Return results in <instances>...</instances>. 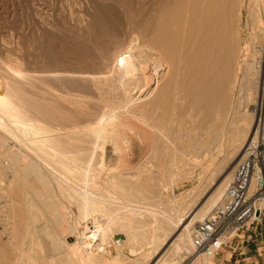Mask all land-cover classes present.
Segmentation results:
<instances>
[{"label": "bare ground", "instance_id": "bare-ground-1", "mask_svg": "<svg viewBox=\"0 0 264 264\" xmlns=\"http://www.w3.org/2000/svg\"><path fill=\"white\" fill-rule=\"evenodd\" d=\"M233 1L235 4V0H232V3H233ZM140 2H141V3H139L140 5L137 6V10H136V14H135L136 16L133 15L135 17V21L129 27V29L127 28L128 31L126 33H124L122 36L124 38L120 42V45H121L120 49L116 50L112 56H110L111 54L109 55V57H111V59H110L109 63L106 65V71H107V72H105L106 75H103V76L101 75L100 77H91L90 74H89L90 77H88V75L87 76L84 75L85 77L77 76L80 74L81 75L85 74V72L82 71V72H74V73H79V74H77V75L74 74L77 77L76 78L71 77V78L76 79L79 83H80V81L78 79H82V78L86 79V81H87V82L85 81L86 84L87 83L90 84L88 82V80L92 81V84H93L92 87L96 91L95 93L98 92V94H99L102 91V85H104V81H105V83H107V81H109L113 77V75L115 74V77H117V79H115V80L118 81L116 84H119V86H120L119 89H121V92H119L118 89H116V90L112 89V90L113 91L118 90L117 92L120 93L119 95H121V93H122L121 97H124L123 102L127 108L128 106H130L134 102V100L135 101L138 99L140 100L142 95L145 96L147 99V97H150V96L155 94V92L157 91L156 85L159 82L158 81V79H159L158 78V76H159V74H158L159 68L158 67L164 68L165 64H166V66H167V64H169V67H170V65L173 63V62L171 63V61L174 59L177 60L176 64L185 65L187 67V70H188V68L191 69V67H192V69L194 68V70H195V68H197V69L199 68L198 67L199 65L206 64L204 66L205 67L207 66L208 68H210L209 71L213 72L218 67V71H217L218 76L214 77L215 78L214 82L213 81L210 82L207 90H204V89L200 90V88H198L197 85L195 86V84H194L195 82L193 83L194 85L190 84L192 82L191 76L194 77L192 74L195 75L196 73L191 74V72H190L191 80H187V79H190L188 76L186 81H188V82L190 81V82L189 83L186 82L187 84L184 83L185 86L187 85L185 88L182 86L183 85L182 81H180L182 84V85L180 84L181 86L179 85V83L177 84V85H179V87H182L181 90L184 89V92L180 91V92H183L182 95H185L186 98L191 99L187 108L185 107L186 111L185 112H183L184 110L182 111L184 114H186V119H188V123L191 122V124L193 126V124L196 123V119L197 118L199 119V117L201 116L200 117L201 118V121H200L201 127H199V129L197 130L199 132L195 133L194 135H192V132H190V134L186 133V135H188V136L185 137L187 139V140L186 139L185 140L188 142H185L183 140L184 141V144H183V141H181V139H180L181 134H179L180 136H178V132H177V134L173 132L177 136V139H175V140L173 139V137H171L174 140L173 141L170 138V133L167 132L168 130H166L169 128V127L167 128L168 125L165 126L166 131H164L163 129H160L159 127L153 126L150 123V121H148L144 118L145 117L144 115H141L140 118L138 117L139 119L137 118V120H141V122H143L144 124H146L150 128H152L154 131H156L162 139L164 138L165 144H163L162 146H165V150L168 153H165L164 151H162V153L164 152L163 154H166V155L168 154V157L170 154L169 152H171V154H172L171 160L169 163V175L167 177L169 179V182H170V184L168 186L169 189H167L165 185H162V189L165 190V188H166L167 191L170 190L174 194L176 189L180 190V186L182 185V183L184 181H187L188 176L190 175L189 171H188L189 169L185 168V166L187 165V164H185V162H186L185 158L188 156H192V158H194L197 161L196 156H198V154L200 155L202 153V152L199 153L200 151H202L204 149L207 151L206 148H210V147H213L212 149L214 151L215 140H216L215 137L220 135L219 132L222 131V128H221V131L220 130L216 131L215 127L218 126L217 123L219 122L220 119L223 118L224 113L228 112V114H229V112L237 110V106L239 108L243 107L244 114L241 116V119H239V121L241 122V124L243 123L242 128H249L250 129V133L246 137L243 136L244 137L243 141H247L246 142L247 146L245 149H247V147L251 143H255L257 141L256 127H254V128L250 127L249 122H250V118L253 117V115H251V113H250L251 106L259 105V102H260L261 97H262L263 89H264V61H263V58H264V0H256V3L254 4V6L252 8H250V6L246 7L244 2L241 4V5L245 6V8L248 12V19H249V31L247 32V33H249V35L247 37L248 39L246 41L245 47L242 48L243 51L241 49H239L243 53V55L242 56L240 55V56L244 57L242 60L239 59V60H241L240 63L242 65H240V63H238V62H237L238 65H237V63H235L236 60H238L236 56L239 55V52H241V51H238V54H236L237 51L235 50V44H236L235 40H237L238 38L235 39L236 35L231 34L236 29L234 30L232 27L234 21H233V17L231 16V14L229 12H231V13L235 12V14H236V11L238 10V9L236 11L231 10V7H233L231 2H230V4H228V2H226V0H216V2H215V0H140ZM232 9H234V8H232ZM239 9L241 10V8H239ZM240 10H238V11H240ZM238 14H239V12H238ZM241 16H242V13H241ZM239 19H241V18H239ZM250 19H251V21H250ZM128 24H130V23H128ZM250 25H251V27H250ZM231 27H232V29H231ZM80 32L81 31H79V33ZM238 33L236 31V34H238ZM232 36H234V37H232ZM239 36H240V34H239ZM118 40L119 39H117V41ZM237 43H239V42H237ZM65 49H67V48H65ZM68 52H70V51H68ZM217 55H218V57H217ZM257 56L260 58V59L258 58L259 60L255 59V57H257ZM137 57H138V59H139V57H140V59L142 58V61H146V63L153 62V64H150V65L156 66V67L152 66L153 72L150 75H148V73H146L148 71V70H146L147 67H144L143 66L144 64L142 65L141 63L140 64L138 63L139 60H137V62H136L137 64L136 63L134 64V61L136 60ZM238 58H239V56H238ZM2 59L3 60H1V63H3L2 61H4V63H5L4 58H2ZM233 63H235V64H233ZM7 64H9V62ZM5 65H6V63H5ZM235 65H237L236 68H235ZM3 66H4V64H3ZM179 66H181V65H179ZM204 66H202V68H204ZM10 67H12V66H10ZM169 67L167 66L168 70H169ZM182 67H179V68H182ZM171 68H172V66H171ZM179 68H178V70L180 72ZM202 68H200V69H202ZM234 68H235V70H234ZM7 69H8V67H7ZM7 69H6V71H7ZM12 69H14V68H12ZM12 69L11 70L9 69L10 72L12 71ZM205 69H207V68H204V70ZM76 70H78V69H76ZM172 70L174 71V68ZM172 70H170V72ZM187 70L185 69V71H184L185 73H184L183 69H182V75L186 74ZM4 71L5 70H3L2 72H4ZM54 71H53L54 73L57 72V70H54ZM200 71L201 70H199V72ZM10 72H7L5 75H7ZM53 72L51 71V73H53ZM62 72L65 73L64 71H62ZM69 72H71V71H69ZM194 72H197V70ZM17 73H15V74L17 75ZM116 73H118L120 76H117ZM19 74H21V73H19ZM100 74L101 73H99V75ZM174 74H180V73H176V71H175ZM214 74H215V72H214ZM187 75L188 74H186V76ZM199 75H201V74H199ZM12 77L13 76H11V78ZM15 77L18 78L17 76H15ZM15 77L12 78V80L15 79ZM20 77L22 78L23 75ZM25 77H27V76H25ZM25 77H23L24 79L22 78L24 80V81L22 80L24 83H25V81H27L25 79ZM151 77L153 78V81H151ZM174 77H175V75H173V79H174ZM176 77H175V79H176ZM184 77H185V75H184ZM3 78L0 77V131H4V132H5V130L9 131L10 127H12V129L19 130L21 132V134L24 135L23 137H25V136L27 137L26 139H28L29 136H40L41 137V135H44V137L42 136V138H39V137L33 138L32 142L30 143V144H32V146L30 145L29 146L30 148L28 147L30 149L29 151L27 150L28 148H26V146L25 147L23 146L24 151L26 150L25 153L22 152V149L20 151L21 153H19L18 151H16L14 153L13 151L15 150V148H10L9 150H10V152L12 151V153H10V152L8 154L4 153L5 156L2 158H1V156H3L4 154L0 153V158L3 159V162L0 163V191L3 193L4 192L6 193L5 189L3 188L4 182L8 184V186L11 190H12V187L13 188L16 187V184L18 187L20 186L21 188L26 187L25 189H27L28 193H26V190L22 189V190H24V192H22V193H26V195L24 194L25 199L19 200V202H20L19 205H21V208L23 207V212H24V209H26L25 213L27 212L26 213L27 219H29V221L32 222L36 218L35 214H37V212L39 211L38 208H37L38 209L37 212H36L35 208H32V207H35L37 205L36 202L34 201L35 197H38L40 199V202H39L37 200L38 198H36L37 202H39V204L42 203V207L44 205V207H43L44 210L45 209L48 210L49 215L51 214L54 218H50L51 216L49 217V215H48V217L50 219H52L51 220L52 223H51V225H49L47 227L43 226L44 229L43 230L41 229V231L38 228L39 226H36L38 228V231H40V232L35 230L36 229L35 228L34 230L37 231V233L33 232L34 231L33 230L32 232L27 231L25 233H21V235L16 234L15 230L10 231V232L7 231L9 229L8 226H11L10 230H13L12 228H14V226L16 225L15 224L13 227H12L13 224L10 225L12 220L9 223V222H7V219H5L6 223H9V225L7 226L8 229L3 228L5 226L4 225L5 222H4V224L2 222L5 220L0 222L2 225H4L3 227L0 226V258H1L0 264H16L17 261L18 262L20 261L21 264H49V263H47L46 258L43 259V255H41L42 251L48 247V248H50L49 252L54 251L55 253L58 254L57 251H59L62 248V251L61 250L60 251L63 252V249L66 246V245L65 246L61 245L62 247H60V243H59L60 241H58L56 239V233H57V232H55V228H56L55 225L56 224L61 226V227L59 226L61 229V232H62V236H63V238H61V239L63 242H65V244H67V248L69 250V257H68L69 260H67V261H69L70 264H73V263L74 264H181L182 261L184 260L185 256L189 252H191L192 238H193L194 230L207 219V217L212 212V210L221 202V200L223 199L224 193L226 191V188L228 187V185L231 183V181L233 179V175H234L236 166H233L232 164H228V162H230L229 157L226 158L220 166V170H221V172H223V176H222V178H220V181L218 182V184H216L213 187L212 194L210 192V195L208 197L206 196L207 199L205 201H203V203L201 202V204H199V206L196 209L194 208L195 207V205H194L193 208L195 210L193 209L194 210L193 212H191V211L184 212L183 210H185V208H182V206L185 207V205H182L181 203H180L181 204L180 205L177 202L176 203L171 202L170 201L171 199L170 200L168 199L170 197L166 198L164 202L158 203L156 205L153 204L154 206L150 205L151 203L149 204V206H147L145 204L147 206L146 207L145 205H143V203H141V201L129 199L127 197L123 198V195H125V194H120V193L116 192L113 194V197H109L108 199H106L107 197H105V196L104 197L101 196L105 199V201H103V199L97 197L98 196L97 192H96V194H97L96 195V194H93L92 192L89 193V192H84L83 190L82 191L80 190L81 192L75 191L78 193V195H77V197H74V198L79 200L76 203V205L82 206V209H83L82 213H81V208L79 210H80V213L82 214L81 217L83 218L82 221L85 224L84 225L85 227L82 228L81 226H79V224L77 222L76 223L72 222V224H70L71 222L67 223V222H65L66 219L63 220V217L66 215V213L64 216H61V214H60V212H61L60 209L63 206L60 203L61 199L58 198L59 201L56 200L59 194L57 195L56 194L57 192L55 191V189L52 188L54 185L53 186L51 185V181L49 180V176L47 178V175L49 174L50 176H52V178H53V176L58 177V176H55V175H57L56 174L57 169L54 167L52 168L51 166H49V164H53V166H54V164H63L62 167L65 168V166H67L68 163L71 162V160L74 161V163H77V162L79 163V161L75 162V160L73 159V155H75L74 157L76 158L77 157L76 155H79L80 153L76 154L74 151H71L70 149L68 150V148H69L68 144H70L72 140L75 143V141H74L75 137L73 135L75 134V131L78 130V128H77V130L74 131V130H72L73 127H72V129H71V127H69L72 130L70 132L67 131L68 127L66 128L67 129L66 131L64 130L65 137L66 136L68 137V139H66L65 142L67 140L68 141L66 143L64 142L67 146H65V144L63 143L64 139H63V141L61 139L60 143H59V141L57 143L54 140H53L54 142H51L50 140L53 137L50 138V136H51L50 134L54 133V131H52V130H53V128H57V127H53L52 130L49 131L50 129L46 130V129H43L44 128L43 126L41 128L39 125H37V123H36L37 121L35 120L36 117L34 119L31 117L33 121L34 120L36 121L34 123L30 119L27 120L26 116H28V114L30 115L31 111L34 108L32 109L31 107L26 105L24 102L25 100L24 101L22 100L23 97L22 98L13 97V93L11 94L12 88H10L11 91H8V89H9V85H12V87H13V85L15 83L14 82H13L14 84L11 83L12 80L10 78V84L8 85L7 81L9 79L6 81L7 77L4 78L5 80ZM19 78L17 81L21 80V79L19 80ZM55 78H56V75H55ZM64 78H66V77H64ZM197 78H199V77H197ZM60 79H62V78H60ZM171 79H170V81H171ZM199 79H201V78H199ZM101 80L103 81V84L101 83L102 82ZM177 80L179 81V79H177ZM183 80L185 82V78ZM17 81H16V83H17ZM166 81H169V80H166ZM170 81L168 82L169 84H170ZM31 82H33V80ZM66 82L68 83V81H66ZM70 83L71 82H69L68 85ZM75 83H72V85H74ZM112 83H110V84H112ZM168 83H167V85H165L166 88L168 86ZM174 83H173V85H175ZM20 84L22 85V83H20ZM20 84L17 85V89H18V86ZM26 84H24V86H26ZM28 84H30V83L28 82ZM88 84H87V86H88ZM34 85H36V84H34ZM61 85H63V84H61ZM68 85L65 86L66 89H67ZM72 85H69V86H72ZM171 85H172V83H171ZM31 86H32V84H31ZM76 86H73L74 89H76ZM80 86L82 87V85H80ZM115 86H117V85H115ZM77 87H79V86H77ZM175 87H177V86L175 85ZM15 88H16V86H15ZM111 88H114V86H112ZM168 88H169V86H168ZM171 88H172V86H171ZM174 88H173V90L177 91L176 88L175 89ZM86 89H88V88H86V86H85L84 90H86ZM14 90L15 89H13V91ZM73 90L70 89L68 91L70 92ZM80 90L82 91V88ZM136 90H137V93H135ZM68 91H67L66 95H69ZM113 91H112V93H113ZM160 91H162V90L160 89ZM58 92H60V91H58ZM63 92H64V89H63ZM73 92H75V90ZM85 92H87V90ZM163 92H165L164 89H163ZM236 92L239 93L238 102H237L238 105L237 104L235 105V101L237 99V96L235 98H233L234 97L233 95ZM16 93H14L15 96L17 95ZM55 93H56V91H55ZM65 93L66 92L63 93L62 97L64 96ZM78 93H79V91H78ZM160 93H159V95H160ZM166 93H168V92H166ZM170 93H172V92H170ZM173 93H174V91H173ZM173 93H172V95H175ZM84 94H87V93H84ZM231 94L233 97H231ZM180 95H181V93H180ZM182 95L180 97H183ZM56 96H58V95H56ZM114 96H115V94H114ZM60 97H61V95L59 96V98L58 97H56V98L60 99ZM65 97H66V99H68L66 101H69V99H72V97L71 98L70 97L67 98V96H65ZM82 97H83V94H82ZM177 98H178V96H177ZM73 99L75 100V98H73ZM109 99H110V97H109ZM171 99H172V97H171ZM173 99L175 100V98H173ZM74 100H73V102H74ZM77 100L79 101V97ZM154 100H153V102H155ZM78 101L75 103H78ZM105 101L106 100L104 99V102ZM116 101H118V100L116 99ZM180 101H178V102H180ZM114 102H115V100H114ZM123 102L121 101V103H123ZM150 102H151V100H150ZM185 102H184V104H185ZM65 103L68 104L69 102H65ZM116 103H118V102H116ZM116 103H114L115 104L114 107L117 106ZM146 103H149V102H146ZM171 103H173V102H171ZM134 104H136V102ZM140 104H141V102H140ZM153 104H151V106ZM175 104L176 103H174V105ZM75 105H77V104H75ZM104 105L107 107H110L106 104H103V106ZM119 105H120V103H119ZM159 105H160V103H159ZM174 105H173V108H174ZM232 105H235L236 108L231 107ZM79 106H81V105H79ZM112 106H113V104H112ZM141 106L142 105H140V107ZM163 106H166V105H161L160 107L163 108ZM32 107H33V105H32ZM130 107H132V106H130ZM144 107H146V106L144 105ZM157 107H158V105H157V100H156V108ZM154 108L151 109L150 112L152 110H153L152 112H155ZM170 108H171V106H170ZM175 108H178V107L176 106ZM77 109H78V107H77ZM104 109H106V108H104ZM141 109H142V107H141ZM181 109H183V108H181ZM35 110L37 113L38 109L35 108ZM108 110H109V108H108ZM159 110L156 112V114L158 112H160V113L162 112V110L161 111H159ZM147 111H149V109L146 110V112ZM166 111L164 109V112H166ZM128 112H130V111H128ZM136 112H138V111H136ZM39 113H41V112H39ZM116 113H117V111L113 112V114L104 115L97 122V124L93 128H91L92 134L96 137V141H95L96 144L94 147V153H92L93 150L91 152L92 156H91L90 162L93 161V157H95V155L100 153V155H99L100 156V162H99L98 167H97V169H100V170L102 168L106 167L105 155H106L107 145L110 142H115L114 130L116 128H114V125L116 126V124H117L116 123L117 122L116 121V119H117ZM256 113H257V111L255 109V114ZM129 114H133V113H129ZM148 114H149V112H148ZM166 114H167V112H166ZM168 115H170V113ZM195 115L197 117H195ZM42 116H44V114L43 115L41 114L39 117L42 118ZM64 116H65V114H64ZM179 116L181 117V114ZM44 117L49 118L48 115L44 116ZM134 117H136V114ZM164 117H166V116H164V114L161 115V118H164ZM5 118H6V121H8V122H4ZM7 118L9 120H7ZM45 118H43V119H45ZM56 119H59V117ZM153 119H155V118H153V117L151 118L152 122H153ZM69 120H68V122H69ZM173 120L175 121L176 119H172V121ZM165 121H167V119H165ZM156 122H158V121H156ZM171 122L166 123V124H170ZM186 122H187V120H186ZM41 123H42V121H41ZM256 123H257V121H256ZM89 125H86V126H89ZM185 125H186V123H185ZM185 125H181V126H185ZM50 126H52V124H50ZM64 126L66 127V124ZM60 127H63V126H60ZM65 127H63V128L65 129ZM74 127H75V125H74ZM161 127H162V125H161ZM163 127H164V125H163ZM188 127H190V126H188ZM63 128L60 130H57L56 134L58 135V132H63L62 131ZM192 128L194 129L195 127H192ZM216 128L218 129V127H216ZM85 129H86V127H85ZM178 129L182 130L183 127L178 128ZM184 129H185V127H184ZM16 130H15V134L17 132ZM185 130L188 131L189 128L185 129ZM171 131H172V128H171ZM225 132H223V133L225 134ZM182 133H184V131H182ZM193 133H194V131H193ZM223 133L221 132V134H223ZM229 133H227V134H229ZM21 134H18V135H21ZM60 134L61 133H59L58 137H60ZM85 134H86V132H85ZM224 134L222 136H224ZM18 135H16V136H18ZM61 136H63V138H64V135H61ZM0 137H1V135H0ZM2 137H5V136H2ZM21 137H22V135H21ZM48 137L50 138V140H48L49 139ZM160 137H158V139H161ZM87 138H89V137H87ZM155 138L157 139V137H154L153 139H155ZM19 139L20 138L18 137V140ZM24 139L25 138H23V140ZM3 140H8V139H3ZM57 140H60V138ZM78 140H79V138H78ZM164 140H163V142H164ZM0 141H2V140L0 139ZM129 141H128L127 147L130 144ZM153 141H155V140H153ZM157 141H159V140H157ZM178 141H180V143L182 142V144H180ZM2 142L0 144V147L3 144L5 145L7 143V142L5 143V141H4V143L2 144ZM83 142H84V140H83ZM86 142H87V144H88V142L90 144V141H86ZM159 142L161 143L162 141H159ZM176 142H178L181 145L180 148L178 147V144ZM76 143L80 145V143L78 141ZM17 144H19V143L17 142ZM61 144H64V147ZM82 144L84 145V143H81V145ZM114 144L116 145V143H114ZM25 145H26V143H25ZM124 145H126V144H124ZM4 147H6V146H3V149H5ZM84 147H87V146L85 145ZM90 147L93 148L92 146H90ZM119 147L120 146H117L115 151L119 152ZM75 148L79 149L81 147H75ZM159 148L161 149L163 147H159ZM77 149H75V150H77ZM88 149H89V147H88ZM120 149H121V147H120ZM127 150H129V149H127ZM156 150H158V149H156ZM85 151L86 150H84V152ZM124 151H126V150H124ZM155 151H154V153H156ZM86 152L88 153V150ZM158 152H157V154H158ZM244 153L246 155L243 156V151H242L237 160L240 159L239 161H241V159L242 160L245 159L247 157V151L245 152V150H244ZM204 154H203V157H204ZM235 154H232L233 157L231 155L230 156L232 158H235L236 157ZM84 155H86V153ZM122 156H124V155H122ZM154 156H156V154ZM231 157H230V160H231ZM4 158H6V159H4ZM164 158H165V156H164ZM95 160H96V158H95ZM158 160H159V158H158ZM195 160H193V163L194 162L196 163ZM64 161L66 163L68 161L69 162L66 164ZM119 161H120V159H119ZM156 161H157V158H156ZM160 161L163 162L161 160V158H160ZM160 161H159V163H160ZM168 161H169V159H168ZM201 161H202V159H201ZM5 162L7 163V166L5 165L6 164ZM178 163L180 165L182 164L181 169H180V167L177 166ZM186 163H188V162H186ZM191 163H192V161H191ZM64 164H66V165H64ZM91 164H89V165L91 166ZM89 165H86V166H88L86 168V170H89V172H90L93 168L91 169V167ZM161 165L163 166L164 164H160V166ZM196 165L197 164H195V166ZM4 166H6V167H4ZM68 166L66 168H69ZM84 166H85V164H84ZM189 166H190V164H189ZM62 167L60 166V168H62ZM77 167H79V166L77 165ZM161 167H159V169H162ZM191 167H193V166H191ZM60 168H58V169H60ZM71 169H73V168H71ZM83 169H85V168H83ZM61 170L62 169H60V171ZM100 170H98V171L101 172ZM162 170H159V172ZM194 170H195V168H194ZM233 170H234V172H233ZM9 171L11 172V174L9 173ZM63 171L66 172L68 170L65 171V169H64V170H62V172ZM93 171H92V173H94ZM98 171L96 173H98ZM135 171H136V169H135ZM47 172H48V174H47ZM104 172H106V171H104ZM166 173H167V171H166ZM7 174H8V176L11 175L12 178H9L7 180V177H8ZM62 174H61V176L63 177L64 174L63 175ZM78 175H80V174L78 173ZM100 175H96V179H97V176H100ZM61 176H59L58 179H60ZM69 176L67 174V177H69ZM73 176L74 175L72 174L71 177H73ZM84 176L86 178V175H84ZM132 176L134 177L135 175H132ZM160 176H161V172H160ZM162 176H164V175H162ZM93 177H94V175H93ZM142 177H143V174H142ZM82 178H83V175H82ZM137 178H138V176H137ZM72 179H75V178L73 177ZM112 179L116 180L117 178H116V176H113ZM6 180H7V182H6ZM78 180H79V178H78ZM83 180H84V178H83ZM93 180L94 179H91L87 182V183H89L88 186L90 185V182H93ZM85 181L86 180H84V182ZM148 181H149V179H148ZM68 183H69V181H68ZM94 183L95 182H93L92 184H94ZM14 185H15V187H14ZM81 185L79 184V186H81ZM69 186H70V184H69ZM85 186H86V184H85ZM88 186H86V188ZM92 187L94 188V186H92ZM76 188H78V187H76ZM91 188H89V189L91 190ZM141 188L143 189V187H141ZM15 189H14V191H16ZM65 189L67 190V188H65ZM85 190H87V189H85ZM96 190H98V189H96ZM62 191H63V189H62ZM92 191H93V189H92ZM1 192H0V194L3 197L5 193L2 194ZM8 192L6 193V195L8 194ZM18 192H16V193H18ZM93 192H95V191H93ZM214 192H215V194H214ZM10 193H11V191H10ZM29 193H31V196H30L31 198H28L29 196L27 197V194H29ZM62 193H64V191L61 192L60 195H62ZM127 193H128V191H127ZM11 194H9V195H11V197H12L14 193H11ZM64 194H67V193H64ZM6 195L4 197H6ZM2 197H0V199ZM8 197H6V198H8ZM14 198L18 199V196H14L13 198H9V200H7V201L5 200L6 203L3 202V204H5L4 208L6 211L8 210V212H9L10 211L9 207H11V210H12V206H14V204L15 205L17 204V203H15ZM162 201H163V199H162ZM68 202L70 204V201H68ZM183 204H185V203H183ZM13 208H15V207H13ZM19 208L20 207L15 208V209H19ZM0 209H1V206H0ZM20 209H19V211H20ZM32 209L34 211V212L32 211L33 213L31 212ZM5 210H4V212H5ZM46 210H45V212H46ZM67 210H69V209L67 208ZM186 210H187V208H186ZM0 213H1V211H0ZM14 213H15V211L12 214H14ZM19 213H21V211ZM40 213L44 214L43 212H40ZM62 213L64 214V211H62ZM147 213L149 215H151V217H152L151 223H147L143 220V219H145L144 216ZM15 214H17L16 216L20 215V214L18 215V212ZM42 214H41V216H42ZM44 215H43V218H44ZM1 216L4 217V215H1ZM5 217L8 218L9 216L6 215ZM19 217L21 218V215ZM18 218H16V219H18ZM16 219H14V220H16ZM14 220H13V222H14ZM43 220H45V219H43ZM187 221H189L188 224H186ZM114 222H120L123 227L128 228L130 231H126V233H125L124 247L119 246L118 243H112V244H114L113 248L116 250V254L113 255L110 259H106V258H103L104 256L102 254L104 253V251H107L108 247H110V245L108 246V244L113 237V236H111V235H113L112 233L110 235V229H111V224H113ZM17 223H19V222H17ZM27 223L29 224V222H27ZM45 223H47V222L45 221ZM36 224H37V222H36ZM18 225L20 226V224H18ZM114 226H116V225H114ZM40 227H42V226H40ZM78 227H81L79 229V232L80 231L82 232V234H80V235H82L81 238L78 239L76 243H75V241L74 242H68L67 238H70L68 236L69 233H68V235H63V232H65L66 230H71V231L75 232L76 230H78ZM25 229L28 230V228H25ZM177 231L181 232V235L173 242V244L170 246V248L166 249V247L173 240V237H174L173 235ZM46 239H50V242L48 243L49 245L48 244L44 245V242ZM62 241H61V243H62ZM91 241L92 242L95 241L97 243L99 242V244H97L98 246L96 249L101 250V252H103L102 254H100V253L94 254V252H92V251L88 252L89 249H92ZM66 250L64 252H66ZM108 253H110V252H108ZM128 253H129V255H127ZM59 255H60V253H59ZM54 257H56V256H54ZM54 257H52V259H54ZM49 258L51 261L52 259L50 256H49ZM3 260H5V263H3ZM53 263H54V261H53ZM198 264H215V263L213 260L201 258V259H199Z\"/></svg>", "mask_w": 264, "mask_h": 264}, {"label": "rangeland", "instance_id": "rangeland-1", "mask_svg": "<svg viewBox=\"0 0 264 264\" xmlns=\"http://www.w3.org/2000/svg\"><path fill=\"white\" fill-rule=\"evenodd\" d=\"M215 2H216V0H215ZM226 2H228V4H230V2L232 3V0H229V1L226 0ZM243 2H244L246 7L250 6V8H252L254 6V4L256 3V0H235V4H234V1L232 3L233 7H231V10L236 11L237 9L240 10L239 8H241V10H240L241 12L237 10L236 14H235V12H233V13L229 12L231 14V16L233 17V21H234L232 27H233L234 30L236 29L235 31L233 30L235 33L232 32L231 34L232 35H236L235 39L238 38L237 40L234 39L236 41L235 42L236 43L235 44V50L237 51L236 54H238V51H241V50L243 51L242 48L245 47L246 41L248 39L247 37L249 35V33H247L249 31L248 12H247L245 6L241 5ZM139 3H141L140 0H138V1L137 0H0V58H1L0 59V70L2 69L0 71L1 72L0 73V75H1L0 77L1 78L7 77L6 81L9 79L7 81L8 85L10 84L11 76H13L12 78H14L15 76H17L19 78L22 75H23V77H25V76L28 77V78L25 77V79L27 80V81H25V83L23 82L24 81L23 77H22L23 79L21 77L19 78V80L21 79L20 81H17L18 78H16V77H15L16 80L15 79L12 80V78H11V80H12L11 83L14 82L15 84L13 83L14 84L13 87H12V85H9L8 91H11L10 88H12V91H13V89H15L13 92L11 91V94L13 93V97H20V98L23 97L22 100L23 101L25 100L24 101L25 104L28 105L29 107H31L32 109L34 108L31 111L30 115L28 114V116H26L27 120L28 119L32 120V118L34 119L36 117L35 120L37 122L35 120L34 121L32 120V122L33 123L36 122L37 125H39L41 128L43 126L44 127L43 129H46V130L50 129L49 131H51L53 127H57V128H53L52 131H54V133L50 134L51 136L49 135L50 138H52V137L53 138L51 140H50L49 137H48L49 139L47 138L51 142L56 141L58 143V141H59V143H60L61 139H62V141L64 139V141H63V143H64L65 140L68 139L67 136L65 137L64 130L66 131L68 129L67 131L70 132L72 130L75 131L78 128V130L75 131V134L73 135L75 137L74 138L75 143L72 140L71 143L68 144V147H69L68 150L70 149L71 151H74L76 154L80 153L79 155H76L77 156L76 158L74 157L75 155H73V159L75 160V162L79 161V163L78 162L74 163V161H72V160H71L70 163H68L69 162L68 161L67 163H68L69 166L68 165L67 166L69 168H66L67 166H65V168L62 167L63 164H54V166H53V164H49V166H51L52 168L54 167V168L57 169V173H56L57 175H55V176H58V177H54L53 176V178H52V176H50L48 174V172H47V174H48L47 178L49 176V180L51 181V185L52 186L54 185L52 188L55 189V191L57 192V193L56 192L55 193L57 195L59 194L56 200L59 201V199H61L60 203H61V205H63L62 207L64 209L60 206L61 207L60 214H61V216H64L65 213H66V215H67V216L65 215L63 217V220L66 219L65 222H67V223L71 222L70 224H72V222H74V223L77 222L79 224V226H81L82 228L85 227L84 226L85 224L82 221L83 218L81 217L82 216L81 213H82L83 209H82V206L76 205V203L79 200L74 198V197H77V195H78V193L75 192V191H80V190L82 191L83 190L84 192H89V193L92 192L93 194H96V192H97L98 193L97 197L103 199V201H105V199L103 198L104 196L107 197L106 199H108L109 197H113V194L117 192V193H120V194H125V195H123V198L127 197L129 199L141 201V203H143V205L146 204L147 206H149L150 203H151L150 205H153V204L156 205L158 203L164 202L166 198L170 197L168 199L169 200L171 199L170 200L171 202H174V203L177 202L178 204L181 203L182 205H185V207L182 206V208H185V210H183L184 212H188V211L193 212L199 206V204H201V202L203 203V201H205L207 199V197L210 195V192L212 194L213 187L216 184H218V182L220 181V178H222L223 172H221V170H220V166H221L222 162L226 158L229 157V161L230 162H228V164H232L233 166H236L235 168H237V166L240 164V162L243 161L242 159H241V161H239L240 159L237 160L238 157L240 156V153L243 151V156L246 155L244 153V150L246 152L245 148L247 146V144H246L247 141H243V138L246 137L250 133V129L249 128H242L243 123L241 124L239 119H241V116L244 114V110H243V107L239 108L237 106V110L231 111V112H229V114H228V112L224 113L223 114L224 115L223 118L220 119L219 122L217 123L218 126H216V127H218V129L215 127L216 131L217 130L221 131V128H222V131H221L222 133L225 132V131L226 132L228 131L227 133H229V132L230 133L227 134L225 132L226 135L223 133L224 136H222L223 134H221V132H219L222 137L220 135L215 137V139L217 141L215 140L214 151L212 149L213 147H210V148H206L208 152L204 149V150L199 152V153L202 152L200 155L197 153L198 156H196V158H197V161L199 163L194 158H192V156H188V157L185 158V161L188 162V163L185 162V164H187L185 166V168L189 169L188 170L189 174L190 175L192 174V175L191 176L189 175L187 181H184L182 183L183 186L182 185L180 186V190L176 189V191H175L176 193L174 192V194H173L170 190L167 191V189H169L168 186L170 184L169 179L167 177L169 175V163H170L172 154H171V152H169L170 153L169 157H168V154L167 155L163 154L164 152L168 153L165 150V146H162L163 144H165L164 138L162 139L160 137V135L156 131H154L148 125H146L143 122H141V120H137L138 117L140 118L141 115H144L145 116L144 118L146 120L150 121V123L153 126L159 127L160 129H163L164 131L168 130L167 132L170 133V138L173 137L174 140L177 139L176 134L178 132V136H180L179 134H181V136H180L181 141L184 140L185 142H188V141H186L187 139L185 138L186 136H188V135H186V133L190 134V132H192V135H194L195 133L199 132L197 130L199 129V127H201V125H200V121H201L200 117L201 116L199 117V119L198 118L196 119V123H194L193 126H192L190 121H189L190 123H188V119H186V114H184L183 112L186 111V108H187L189 102L191 101V99H188V98L185 97V95H182L183 92H184V89L181 90L182 87H179V85L181 84L180 81L183 82L182 83L183 85L182 84L181 85L185 88L187 86V85L185 86V84L190 82V81L189 82L186 81L188 76L190 78L192 73H196L195 74L196 76L194 74H192L194 76V77L191 76L192 80H191V78L187 79V80H191L192 82L190 84H192V85L195 84V86L197 85L198 88H200V90L201 89L207 90L210 82L211 81L214 82L215 81L214 77L218 76L217 75L218 67H217V69L215 68L216 70L213 71V72H210L209 71L210 68H208L207 66L206 67L204 66L206 64L199 65L198 66L199 68L198 69L195 68V70H194V68L192 69V67H191V69L188 68V70H187V67L185 65L176 64L177 60L174 59V60L171 61V63L172 62L173 63L170 65V67H169V64H167V66L169 67V70H168L166 64L164 63L165 64L164 68L158 67L159 68V72H158V74H159L158 81L159 82L156 85L157 86L156 87L157 91L155 92V94L150 96V97H147V99H146L145 96L142 95L140 100L138 99L139 101L138 100H136V101L134 100V102L132 103L133 105L132 104L130 105L132 107H130V106L127 107L128 109L130 108L129 110L126 108V106H125V104L123 102L124 101V97H121L122 93H121V95H119L120 93L117 92L118 90H119V92H121V89H119L120 88L119 84H116L118 81L115 80V79H117V77H115V74L113 75V77L111 76L112 78L110 77L111 79L109 81H107V83H105V81H104V85H102V91L103 90L104 91L103 92L101 91L99 94H98V92L95 93L96 91L92 87L93 86L92 81L88 80V82L90 84L87 83L88 84V86H87V84H86L87 81H86L85 78H84L85 80L83 78L82 79H78L80 81V83L76 79H72V78H76L77 76L85 77L84 75H86V76L88 75V77H90V76L91 77H100L101 75L102 76L106 75L105 74V72H107L106 71V65L109 63V61L111 59V57H109V55L111 54L110 56H112L113 53L116 50L120 49V47H121L120 42L124 38V37H122L123 34L128 31L129 27L135 21V17L133 15L136 14L137 6L140 5ZM232 8H234V9H232ZM238 12H239V14H238ZM241 13H242V16H241ZM239 18H241V19H239ZM250 21H251V19H250ZM128 23H130V24H128ZM232 27H231V29H232ZM250 27H251V25H250ZM79 31H81V32L79 33ZM236 31H237V33L238 32L239 33L236 34ZM239 34H240V36H239ZM232 37H234V36H232ZM117 39H119V40L117 41ZM237 42H239V43H237ZM65 48H67V49H65ZM239 49H241V50H239ZM68 51H70V52H68ZM242 51L239 52V55H237V56L235 55L238 60L239 59L242 60L244 58V57H241L243 55ZM238 56H239V58H238ZM217 57H218V55H217ZM2 58H4L6 65H5L4 61H2L3 63H1V60H3ZM258 58H259L258 56L255 57V59H258ZM137 60L140 61V62L138 61L139 64L140 63L142 65L144 64L143 66L147 67L146 70H148V71L146 73H148V75H150L153 72L152 66L156 67L155 65H150V64H153V62L146 63V61H142V58L140 59V57H139V59H138V57L136 58V60L134 61V64L137 62ZM238 60H236L235 63H237V62L240 63L241 60H239V61ZM8 62H9V64H7ZM235 63H233V64H235ZM238 63H237V65H238ZM3 64H4V66H3ZM179 65H181V66H179ZM237 65H235V68H236ZM240 65H242V64L240 63ZM10 66H12V67H10ZM171 66H172V68H171ZM202 66H204V68H207L208 70L207 69L204 70V68H202ZM7 67H8V69H7ZM179 67H182V68H179ZM12 68H14L15 70L12 69ZM173 68H174V71L172 70ZM178 68L180 69V72H179ZM200 68H202V69H200ZM235 68H234V70H235ZM6 69H7V71H6ZM9 69L10 70L12 69V71L10 72ZM76 69H78V70H76ZM182 69H183V72L185 71V69L187 70V72H186V74H188L187 76H186V74L182 75ZM3 70H5V71L2 72ZM54 70H57V72H56L57 74L54 73L55 72ZM170 70H172V71L170 72ZM193 70L194 71L197 70V72H194ZM199 70H201L200 71L201 73L199 72ZM51 71L52 72L54 71V72L51 73ZM62 71H64L65 73H63ZM69 71H71V72H69ZM82 71L85 72V74L77 75L79 73H74V72H82ZM175 71H176V73H180L181 75L180 74H174ZM7 72H10V73L5 75ZM14 72L15 73L18 72L17 75ZM190 72H191V74H190ZM214 72H215V74H214ZM19 73H21V74H19ZM99 73H101V74L99 75ZM74 74L77 75V76H75ZM89 74H90V76H89ZM116 74H117V76H120L118 73H116ZM199 74H201V75H199ZM55 75H56V78H55ZM173 75H175V77L177 76L176 79H175V77L173 79ZM184 75H185V77H184ZM64 77H66V78H64ZM197 77H199L201 79H199ZM60 78H62V79H60ZM169 78L171 79V81H170ZM184 78H185V82L183 80ZM165 79L169 80L170 84L168 83L169 81H166ZM177 79H179V81ZM32 80H33L34 83L31 82ZM16 81H17L18 84L22 83V85L20 84L18 86V89H17V85L18 84L16 83ZM66 81H68V83L71 82L69 85H72V83H75V82L76 83L74 85H72V86H69ZM151 81H153L152 77H151ZM28 82L30 84H28ZM101 83L103 84V81ZM110 83H112V84H110ZM167 83H168V86H169V88L167 86L168 89L165 86V85H167ZM171 83H172V85H171ZM173 83L178 88L175 87V85H173ZM178 83H179V85H177ZM24 84H26V86H24ZM31 84H32V86H31ZM34 84H36V85H34ZM61 84H63V85H61ZM66 85H68L67 89L65 88ZM76 85L79 86V87H77ZM80 85H82V87ZM115 85H117V86H115ZM15 86H16V88H15ZM73 86H76L77 90L74 89ZM85 86H86V88H88V89H86L87 92H85L86 90H84ZM110 86L111 87L114 86V88H111ZM171 86H172V88H171ZM174 87L176 88L177 91L173 90ZM81 88H82V91L80 90ZM63 89H64V92H66V93L62 97V95L64 93ZM70 89H72V90L74 89L75 92H73L74 90L69 92L68 90H70ZM112 89L113 90L118 89V90L117 91H113ZM160 89L162 91H160ZM163 89H164L165 92H163ZM66 90L68 91L69 95H66L67 94ZM111 90L113 91L115 96H114V94L112 93ZM55 91H56V93H55ZM58 91H60V92H58ZM78 91H79V93H78ZM173 91H174V93H173ZM180 91H183V92H180ZM166 92H168L170 95L168 93H166ZM170 92H172L175 95H172V93H170ZM14 93H16L17 95L15 96ZM84 93H87V94H84ZM135 93H137V90H136ZM159 93H160V95H159ZM180 93H181V95L183 97H180L181 96ZM82 94H83V97H82ZM56 95H58V96H56ZM60 95H61V97H60L61 100L58 99ZM65 96H67V98H69V97L71 98L72 97V99H69V101H66L68 99H66ZM177 96H178V98H177ZM233 96L231 94V97H233V98H235L237 96V99L235 101V105H236L237 102H238L239 93L236 92ZM56 97H58V98H56ZM78 97H79V101L77 100ZM109 97H110V99H109ZM171 97H172V99H171ZM73 98H75V100ZM112 98L115 100V102H114V100ZM173 98H175V100ZM104 99L106 100L105 102H104ZM116 99L118 101H116ZM73 100H74V102H73ZM150 100H151V102H150ZM153 100L155 102H153ZM156 100H157V105L159 107V108L157 107L158 109L156 108ZM77 101H78V103H75ZM110 101L111 102L113 101V102L111 103ZM121 101L123 103H121ZM178 101H180V102H178ZM65 102H69V103L67 104ZM116 102H118V103H116ZM135 102H136V104H134ZM140 102H141V104H140ZM146 102H149V103H146ZM171 102H173V103H171ZM184 102H185V104H184ZM114 103H116L117 106L114 107V105H115ZM119 103H120V105H119ZM159 103H160V105H159ZM174 103H176V104L174 105ZM75 104H77V105H75ZM103 104H106V105H108L110 107H107L105 105L103 106ZM112 104H113V106H112ZM143 104L147 108L144 107ZM151 104H153L152 105L153 107L151 106ZM32 105H33V107H32ZM79 105H81V106H79ZM140 105H142L141 106L142 109H141ZM161 105H166V106H163V108H161L160 107ZM173 105H174V108H173ZM235 105H232L231 107H235L236 108ZM170 106H171V108H170ZM176 106L178 108H175ZM77 107H78V109H77ZM256 107H257V105H253V106H251V110H250V113H251V115H253V117L250 118L249 125H250V127H253V128L256 127V124H257L256 123L257 116L255 114ZM35 108L38 109L37 113H36ZM104 108H106V109H104ZM108 108H109V110H108ZM153 108L155 109L154 110L155 112H152L153 110L150 112V110L153 109ZM181 108H183V109H181ZM148 109H149V111L146 112V110H148ZM164 109H165V111L167 110L166 111L167 114H166V112H164ZM158 110L159 111L162 110V112L161 113L158 112L156 114V112ZM116 111H117V113H116V115H117V119H116L117 122L116 123L117 124H116V126L114 125V128H116L114 130V132H115L114 133L115 142H110L107 145V147H108V161L110 159H113L112 160L113 163L107 164L105 162L106 163V167L102 168L100 170V169H97L98 164L100 162V156H99L100 153L99 154L96 153L97 155H95V157H93V161L90 162L91 156H92V153H94V147H95V144H96L95 143L96 137L92 134V132H91L92 129L91 128H93L97 124V122L104 115L113 114V112H116ZM128 111H130V112H128ZM136 111H138V112H136ZM39 112H41V113H39ZM45 112L46 113L48 112V113L46 114ZM148 112H149V114H148ZM129 113H133V114H129ZM169 113H170V115H168ZM41 114L42 115L44 114V116L48 115L49 118H47V117L45 118L44 116H42V118L39 117ZM64 114H65V116H64ZM135 114H136V117H134ZM163 114L166 117L161 118V115H163ZM180 114H181V117L179 116ZM56 115L59 117V119H56V118H58ZM151 116L153 118H155V119H153V122L151 120V118H152ZM195 117H197V116L195 115ZM43 118H45V119H43ZM165 119H167V121H165ZM172 119H176L177 121L176 120L172 121ZM7 120H9V119L7 118ZM68 120H69V122H68ZM186 120H187V122H186ZM41 121H42V123H41ZM156 121H158V122H156ZM4 122H8V121H6V118H5ZM169 122H171V123L170 124H166V123H169ZM184 122L186 123V125H185ZM64 123L66 124V127L64 126L65 125ZM50 124H52V126H50ZM160 124L162 125V127H161ZM74 125H75V127H74ZM86 125H89V126H86ZM163 125H164V127H163ZM181 125H185V126H181ZM60 126L65 127V129L63 127H60ZM165 126H167V128L168 127L169 128L166 129ZM188 126H190V127H188ZM191 126L195 127L194 128L195 130ZM69 127H71V129L73 127V129L71 130ZM85 127H86V129H85ZM177 127L178 128H182L183 127V129L185 127V129L189 128V130L187 131L185 129L184 130L180 129L181 130L180 131ZM62 128H63V130H62L63 132H58V135H57L56 134L57 130H60ZM171 128H172V131H171ZM15 130L16 129H12V127H10L9 131L8 130H5V132L4 131H0V135H1L0 139L3 141V142L0 141V144H1V142L3 144L4 141H5V143L7 142L5 145L3 144L0 147V153L1 154H4V153L8 154L10 152V150H9L10 148H15V150L13 149L14 153L16 151L21 153L20 152L21 149H22V152L25 153L26 150L24 151L23 146L24 147L26 146V148H28L30 145L32 146V144H30V143L32 142L33 138H35V137L42 138V136L44 137V135H41V137L40 136H29L28 137L29 140H28V139H26L27 138L26 136L23 137L24 135L21 134V132L19 130H16L17 132L15 134ZM182 131H184V133H182ZM193 131H194V133H193ZM85 132H86V134H85ZM173 132L176 133V134H174ZM59 133H61L60 137H58ZM18 134H21L22 137L25 138V139L23 140L21 135H18ZM16 135H18V136H16ZM61 135H64V138ZM2 136H5L6 138L2 137ZM18 137L20 138L19 139L20 141L18 140ZM87 137H89L90 139L87 138ZM154 137H157V139L156 138L153 139ZM158 137H160L161 139H158ZM2 138L3 139H8V140H3ZM56 138L57 139L60 138V140H57ZM78 138H79V140H78ZM83 140H84V142H83ZM131 140L133 142V150H132V152L130 150H127V149H129V147H127L128 141L131 142ZM153 140H155V141H153ZM157 140L162 141V142L164 140V142L160 143ZM77 141L80 143V145H81V143H84V145L82 144L80 146L79 144L76 143ZM86 141H90V144L88 142V144H89L88 145ZM184 141H183V144H184ZM17 142L20 145L17 144ZM178 142L180 143V141H178ZM178 142H176V143L178 144V147L180 148V146H181L180 144H182V142L180 144ZM25 143H26V145H25ZM114 143H116L117 146L121 147V149L119 147V152H117V154H118V156L120 158V161L119 160L117 161L116 157L113 155V148L115 147V149H116V147H117ZM64 144H61V145H63V147H64ZM124 144H126V145H124ZM85 145L87 147H84ZM3 146H6V147H4L6 150L3 149ZM65 146H67V145L65 144ZM90 146H92L93 148H91ZM75 147H81V148L77 149ZM88 147H89V149H88ZM107 147H106V149H107ZM159 147H163V148L160 149ZM29 148L27 149L28 151L30 150ZM75 149H77L78 151L75 150ZM156 149H158V150H156ZM84 150H86V151L88 150V153L86 151L84 152ZM92 150H93V152H92ZM124 150H126V151H124ZM153 150L154 151L156 150L155 151L156 153H154ZM162 151H164V152L162 153ZM157 152H158V154H157ZM10 153H12V151ZM85 153H86V155H84ZM5 154L3 156H1V158L4 157ZM155 154H156L157 157L154 156ZM203 154H204V157H203ZM232 154H235L236 157L232 158L233 157ZM122 155H124V156H122ZM205 155L206 156L208 155V156L206 157ZM164 156H165V158H164ZM230 157H231V160H230ZM1 158H0V163L3 162V159H1ZM95 158H96V160H95ZM156 158H157V161H156ZM158 158H159V160H158ZM160 158H161V160L164 163L160 161ZM4 159H6V158H4ZM168 159H169V161H168ZM201 159H202V161H201ZM193 160H195L196 163L195 162L193 163ZM159 161H160V163H159ZM191 161H192V163H191ZM83 163L85 164V166L92 163L91 166L90 165L89 166L91 167V169L92 168L93 169L89 172V170H86V168L88 166L85 167ZM66 164H64V165H66ZM160 164H164V165L163 166L161 165L162 166L161 167ZM189 164H190V166H189ZM195 164H197L196 165L197 167L195 166ZM5 165L7 166V163ZM77 165L79 167H77ZM181 165L179 163L177 164V166L180 167V169H181ZM6 166H4V167H6ZM60 166L62 168H60ZM191 166H193V167L195 166L194 167L195 170ZM159 167H161L162 169L164 168V169L163 170L159 169ZM58 168H60L62 170L65 169V171L66 170H68V171H66V172L63 171L62 172V170L60 171V169H58ZM71 168H73V169H71ZM83 168H85V169H83ZM135 169H136V171H135ZM98 170H100L101 172H99ZM159 170H162V171H160L161 172V176H160ZM92 171L96 175H100L101 174L100 175L101 177L97 176V179H98L97 180L96 179V175L94 173H92ZM97 171H98V173H96ZM104 171H106V172H104ZM166 171H167V173H166ZM233 172H234V170H233ZM9 173L11 174L10 171H9ZM78 173L80 175H78ZM91 173L94 175V177H93V175ZM8 174H7V176H8ZM61 174L63 175V177L61 176ZM67 174H68V176L69 175L70 176L67 177ZM72 174L74 175L73 177L75 179H72L73 178V177H71ZM81 174L83 175L84 180H86L85 182H84ZM142 174H143V177H142ZM84 175H86V178H85ZM132 175H135V176L133 177ZM162 175H164V176H162ZM10 176L11 175H9L7 177V180L9 178H12V176L11 177ZM59 176H61L60 179H58ZM113 176H116L117 179L116 180L112 179ZM137 176H138V178H137ZM78 178H79V180H78ZM88 179L89 180L94 179L93 182H95L96 184L95 183L92 184L93 182H90V185L88 186V184H89V183H87L89 181ZM148 179H149V181H148ZM7 180H6V182H7ZM68 181H69V183H68ZM83 182L86 184V186H88L87 188H86V186H85V184ZM3 184L5 185V186L3 185V188L5 189L6 193L10 190L11 193H14V194L11 197L12 194L10 193V191L8 192L7 195H6L5 192H4L5 193L4 194L3 192L0 191L2 194H4V196L5 195H6V197L9 196L8 198H6L4 196L2 197L1 194H0V197L3 198V199L2 198L0 199V206H1V209H0V211H1V213H0V222H2L3 220L7 219V222L10 223V221L12 220L10 225L13 224L12 225V227H13L16 224L18 227L15 225L14 228H12L13 230H10L11 226H8L9 223H6V220L2 222L3 224L5 222L4 225L6 227L4 225H2L1 223H0L1 224L0 226H2V227L4 226L3 227L4 229H8V227H9V229L7 231L10 232V231H14L15 230L16 234H20L21 235V233H25L27 231H29V232L31 231L32 232L35 228H36L35 230L38 231V228H39L40 231H41V229L42 230L44 229L43 226L47 227V226L51 225V223H52L51 220L52 219H50V218H54V217L51 214L49 215L48 210L45 209L46 210V212H45V210L43 208L44 205L42 207V203L39 204L40 199L38 197L34 198V201L36 202V204L38 206L36 205L35 207H32V208H35L36 212L39 209L40 212H43L44 214L45 213L46 214L44 215V214H42V213H40L38 211L39 213L37 212V214H35L36 215L35 220L30 222L29 219H27V214H26L27 212L25 213L26 209H24V212H23V207L21 208V205H19L20 204L19 200L25 199V195H26V193H28L27 189H25L26 187L25 188L24 187L21 188L20 186L18 187L17 184H16V187L18 189L14 185V187L16 189L12 187V190H11L7 183L4 182ZM69 184H70V186H69ZM79 184L80 185L82 184V185L79 186ZM162 185L166 186V188H167V189L165 188L166 191L164 189H162ZM90 186L91 187L94 186V188L93 187L91 188ZM140 186L143 187V189ZM76 187H78L79 189L76 188ZM65 188H67V190ZM89 188H91V190ZM14 189L16 191H14ZM22 189L26 190V193H22V192H24V190H22ZM62 189H63L64 193H67V194L62 193V195H60V193L63 192ZM85 189H87V190H85ZM92 189L95 192H93ZM96 189H98V190H96ZM127 191H128V193H127ZM16 192H18L21 196L22 195L23 196L21 197ZM9 194H11V195H9ZM29 194H27V197L29 196L28 198H31L30 197L31 193H29ZM214 194H215V192H214ZM14 196H18V199H15L16 197L14 198L15 199V203H17L16 204L17 206L14 204V206H12V210H11V207H9L10 211L8 212V210L7 211L5 210V208H4L5 204H3V202L6 203V201L9 200V198H13ZM101 196H103V197H101ZM36 198H38L37 200L39 202H37ZM162 199H163V201H162ZM68 201H70V204H69ZM183 203H185V204H183ZM194 205H195V207H194ZM13 207H15V208L20 207L21 209L20 208L19 209H20L21 213H19L20 212L19 209H15ZM67 208L69 210H67ZM80 208H81V213H80V210H79ZM186 208H187V210H186ZM4 210H5L6 213L4 212ZM12 211L13 212L15 211V213L18 212V215L20 214L21 218L19 217L20 215L16 216L17 214H15V213H14L15 215L12 214L13 213ZM32 211H33V209L31 210V212ZM62 211H64V214L62 213ZM41 214H42V216H41ZM1 215H4V217L1 216ZM6 215L9 216V217L6 218L5 217ZM43 215H44V218H43ZM48 215H49V217L50 216L51 217L49 218ZM10 216L11 217L13 216L14 218L13 217L11 218ZM16 218H18V219H16ZM144 218L145 219H143V220L145 222L151 223V221H152L151 215H149L147 213V214H145ZM14 219H16V220H14ZM43 219H45V220H43ZM13 220H14V222H13ZM16 221L19 222V223H17ZM45 221L47 223H45ZM27 222H29V224ZM36 222H37V224H36ZM188 222L189 221H187L186 224H188ZM18 224H20V226ZM114 225H116V226H114ZM36 226H39V227L37 228ZM40 226H42V227H40ZM59 226L60 225H57V224L55 225V227H56L55 228V232H57L56 233V239L58 241H60L59 242L60 243V247L66 245L64 247V249H63V252H61L62 248L60 249L61 251L60 250L57 251L58 254L55 253L54 251H50L49 252L50 248L47 247L48 249L46 248L45 250H43L41 255H43V259H45V258L47 259L46 261L49 264H66V263L70 264V262L67 261V260H69L68 259L69 250L67 248V244H65V242H63L62 239H61V238H63V236H62V232H61V229H60L61 226L60 227ZM24 227L28 228V230L25 229ZM81 227H78V230H76L75 232H73L71 230H66L65 232H63V235H68V233H69L68 236L70 238H67L68 242H74L75 241V243H76L77 240L81 238L82 235H80V234H82V232L81 231L79 232V229ZM111 229H110V235L112 233L113 235H111V236H113V237H112V239L110 240V242L108 244V246L110 245V247L107 246L108 247L107 251L110 252V253H108L107 251H104V253H103L99 249H98L99 250L98 251L96 248H97V246H98L97 244H99V242L97 243L95 241L94 242L91 241L92 249H89L88 252L92 251V252H94V254H97V253L102 254L103 253L102 254L104 256L103 258L110 259L113 255L116 254V250L113 248L114 244H112V243H118L119 246L124 247L125 233H126V231H130V230L128 228H126V227H123L120 222H114L113 224H111ZM35 230L33 232L37 233V231H35ZM40 231H38V232H40ZM180 235H181V232L177 231L173 235L174 236L173 240L166 247V249L170 248V246L173 244V242ZM61 241H62V243H61ZM49 242H50V239H46L45 242H44V245H47ZM65 250H66V252H64ZM59 253H60L61 256L59 255ZM47 254L51 257V259L54 256H56V257H54V259H52L51 260L52 262H51L50 258H49V256ZM127 255H129V253ZM229 257H230V254H227L226 258H229ZM220 259L221 258L214 259L213 261H214L215 264H220V263L223 264ZM0 261H1V258H0ZM53 261H54V263H53ZM19 262L17 261L16 264L17 263L21 264V262L20 263ZM3 263H5V260H3Z\"/></svg>", "mask_w": 264, "mask_h": 264}, {"label": "built area", "instance_id": "built-area-1", "mask_svg": "<svg viewBox=\"0 0 264 264\" xmlns=\"http://www.w3.org/2000/svg\"><path fill=\"white\" fill-rule=\"evenodd\" d=\"M256 111L257 141L247 147L221 202L194 230L181 264L222 256L225 264H264V89Z\"/></svg>", "mask_w": 264, "mask_h": 264}, {"label": "crops", "instance_id": "crops-1", "mask_svg": "<svg viewBox=\"0 0 264 264\" xmlns=\"http://www.w3.org/2000/svg\"><path fill=\"white\" fill-rule=\"evenodd\" d=\"M132 144V145H131ZM129 150L132 152V150H133V142H132V140H131V142H130V144H129ZM131 147V148H130ZM113 148V147H112ZM116 149L115 148H113V155L116 157V160L118 161L120 158H119V156H118V154H117V151H115ZM113 159H110L109 161H108V147H107V149H106V155H105V162L107 163V164H110V163H113V161H112ZM221 262L223 263V264H225V257L224 256H222L221 257ZM221 264V263H220Z\"/></svg>", "mask_w": 264, "mask_h": 264}]
</instances>
